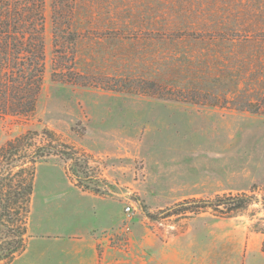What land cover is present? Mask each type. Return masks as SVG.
I'll use <instances>...</instances> for the list:
<instances>
[{
    "label": "rangeland",
    "instance_id": "rangeland-1",
    "mask_svg": "<svg viewBox=\"0 0 264 264\" xmlns=\"http://www.w3.org/2000/svg\"><path fill=\"white\" fill-rule=\"evenodd\" d=\"M70 1L56 32L46 0L35 111L0 116V168L35 174L24 245L36 183L56 165L121 212L104 237L115 264H146L148 242L157 260L179 244L187 264H264V0ZM50 145L76 160L29 162ZM237 196L249 203L209 207Z\"/></svg>",
    "mask_w": 264,
    "mask_h": 264
},
{
    "label": "trees",
    "instance_id": "trees-1",
    "mask_svg": "<svg viewBox=\"0 0 264 264\" xmlns=\"http://www.w3.org/2000/svg\"><path fill=\"white\" fill-rule=\"evenodd\" d=\"M70 2L53 0V24L56 32L62 21L68 19L67 13H71L68 9ZM45 32L46 0H0V116L26 117L35 111L46 70ZM58 38L56 35V41ZM60 70L64 73L62 75L70 72V69L63 67ZM52 152H60L67 159L76 160V155L52 145L38 147L26 157L31 156L29 162L37 164L38 159ZM7 153V157L12 158L18 152L11 150ZM16 163H18L16 160H11L8 166L0 168V196L1 187L6 181L13 184L15 173H20L22 177L15 187L10 183L6 200L4 203L0 201V226H3L0 228V261L12 262L26 248L24 245L26 227L23 222L29 215V204L34 192L32 176L35 177V171L33 169L34 172L31 173L34 175L26 181L23 178L25 171L15 172L18 168ZM248 203L247 196H237L220 199L209 207L238 210ZM206 206L203 203L199 208L203 209ZM148 216L155 219L150 214ZM21 217L23 218L18 221ZM6 239L9 242L3 245Z\"/></svg>",
    "mask_w": 264,
    "mask_h": 264
},
{
    "label": "crops",
    "instance_id": "crops-1",
    "mask_svg": "<svg viewBox=\"0 0 264 264\" xmlns=\"http://www.w3.org/2000/svg\"><path fill=\"white\" fill-rule=\"evenodd\" d=\"M48 168L51 179L41 187L36 183L27 247L12 264H115V254L104 237L121 225V212L108 208L105 199L83 192L56 165ZM177 247L173 254L164 251L157 260L154 246L148 242L146 264H173L177 259L178 264H187L185 258L180 259L186 249ZM130 264L144 262L137 259Z\"/></svg>",
    "mask_w": 264,
    "mask_h": 264
},
{
    "label": "built area",
    "instance_id": "built-area-1",
    "mask_svg": "<svg viewBox=\"0 0 264 264\" xmlns=\"http://www.w3.org/2000/svg\"><path fill=\"white\" fill-rule=\"evenodd\" d=\"M127 211H131L132 207L131 206H127Z\"/></svg>",
    "mask_w": 264,
    "mask_h": 264
}]
</instances>
